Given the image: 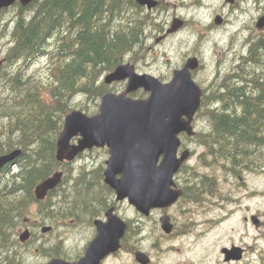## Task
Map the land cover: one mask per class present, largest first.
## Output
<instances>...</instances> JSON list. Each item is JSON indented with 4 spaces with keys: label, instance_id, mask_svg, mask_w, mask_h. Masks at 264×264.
<instances>
[{
    "label": "trees",
    "instance_id": "16d2710c",
    "mask_svg": "<svg viewBox=\"0 0 264 264\" xmlns=\"http://www.w3.org/2000/svg\"><path fill=\"white\" fill-rule=\"evenodd\" d=\"M13 8L14 19L0 27V40L8 38L6 54L0 52V156L18 149L23 154L0 173V253L6 252L7 264H16L7 249L20 243L19 230L32 206L45 214L56 210L74 216L111 206L114 192L104 184L102 167L74 179L72 165L57 160L58 139L73 110L98 113L110 90L103 77L143 59L147 29L156 24L133 0H39ZM249 43L247 55L214 93H206L199 111L207 123V131L196 137L205 148L202 167L218 169L225 179L226 172L235 178L264 172V31ZM41 60L46 61V79L28 74ZM60 169L65 172L62 184L38 201L36 187ZM181 172L191 189L197 186L193 183H214L189 166ZM69 183H75L73 193ZM83 184L89 188L78 190ZM71 194L80 198L72 202Z\"/></svg>",
    "mask_w": 264,
    "mask_h": 264
},
{
    "label": "rangeland",
    "instance_id": "374dc122",
    "mask_svg": "<svg viewBox=\"0 0 264 264\" xmlns=\"http://www.w3.org/2000/svg\"><path fill=\"white\" fill-rule=\"evenodd\" d=\"M157 1L161 4L152 12L156 24L147 29L146 53L143 55L145 57H137L133 62L140 74L153 75L162 82H170L174 71L183 68L188 58L198 57L203 66L194 71L193 78L202 88L209 90L211 87L209 92L214 93L215 89L220 87L224 73L227 75V71H235V64L238 65L240 58L247 55L249 41L262 32L257 29L256 23L264 15V0H235L234 5L226 0ZM217 15L224 17L226 24L215 25ZM14 16L15 10L11 8L3 14L5 20L0 27L6 22L11 23ZM175 18L183 20L185 24L176 33L168 34ZM7 41L8 38L0 40L2 57L8 48L4 46ZM218 70L221 76L217 83L215 81L219 79L216 78ZM33 73L46 79V61L41 60L28 71L29 75ZM109 87L108 92L121 93L125 90L126 83H115ZM77 100L74 103H77ZM208 107L213 108L216 105L211 104ZM205 120L206 117L198 113L194 121L197 132L207 131ZM183 141L184 145L194 152L187 162V167L196 169L201 177L211 176L215 183L210 186L211 193L188 196L167 210L177 224L175 233L171 235L163 232L160 224L162 215L159 212L153 217H145L128 201L117 202L115 195L111 197V205L116 206L118 215L129 223L132 230L128 234L127 244H124L125 249L109 258L106 264H138L133 256L132 246L134 250L146 252L152 259L151 264H230V261L225 260L222 249L232 245L249 249L246 258L233 264H264V172H247L240 178L231 177L228 173L226 181L218 169L202 167L203 161L207 160L200 159L205 148L198 141L187 136L183 137ZM108 159L109 152L105 149L83 153L74 162L69 163L72 165L73 178H80L83 175L81 173L87 174L100 167L104 172ZM182 174L185 173L182 172L178 176L181 183L184 182ZM69 184V188L66 185L63 188H68V192L73 193L75 183ZM87 187L89 188L84 184L79 185L78 190H86ZM75 194H71L72 202L80 198V195L78 197ZM57 199L58 197H55L53 200ZM62 208L64 211L68 210V206ZM52 212L54 215L59 213L56 210ZM39 213L41 212H38V206H32L29 217L34 220L48 217L47 223L53 219L48 212L43 213L44 216L41 217L38 216ZM254 215L261 220L260 227L252 223L251 217ZM70 220L66 219L68 223H71ZM45 225L49 226L43 224ZM21 231H24V228H21L19 233ZM74 232L75 236L72 235ZM36 234L43 235L41 229L36 230ZM60 234L63 237L68 235L67 240L61 241L72 245V249H78L93 237L92 231H79L78 227H61ZM43 236L39 239L40 243H55L52 235ZM32 253L34 254V251ZM26 258L27 255L24 254L23 262ZM28 258V263L37 264V260H41L31 253H28Z\"/></svg>",
    "mask_w": 264,
    "mask_h": 264
},
{
    "label": "water",
    "instance_id": "95a60500",
    "mask_svg": "<svg viewBox=\"0 0 264 264\" xmlns=\"http://www.w3.org/2000/svg\"><path fill=\"white\" fill-rule=\"evenodd\" d=\"M37 0H0V11L17 2L24 7ZM141 6L152 10L158 7L157 0H135ZM233 4L234 0H226ZM215 23L221 25L223 18L217 16ZM184 22L176 18L168 34L180 30ZM257 28L264 30V16L257 22ZM199 68L196 57L188 59L182 69L175 70L170 82H162L150 74H139L132 64H122L109 73L104 82L112 85L126 82L122 93H107L101 99L99 113L88 116L74 110L64 122L57 144V160L73 162L80 154L94 148H108L104 182L116 195V201L127 200L130 205L145 216L154 209L172 206L183 192L175 190V176L191 157L186 149L179 156L181 134L194 137L193 122L202 107L204 92L193 79V71ZM143 90L147 98L136 99L130 95ZM77 138L76 143L72 141ZM23 154L21 149L0 156V172ZM64 179V172L57 171L40 183L35 189L37 200H45L50 191L56 189ZM107 221H97L98 235L87 250L80 264H100L110 254L122 248L128 224L113 206L106 213ZM259 227L258 216L251 218ZM166 234H171L173 224L168 215L160 219ZM52 230L50 226L43 233ZM31 232L26 229L20 234L21 242H27ZM242 249L236 246L224 248L226 261L242 259ZM139 264H150L151 259L143 251L135 253ZM50 264H64L54 260Z\"/></svg>",
    "mask_w": 264,
    "mask_h": 264
},
{
    "label": "flooded vegetation",
    "instance_id": "af4514ba",
    "mask_svg": "<svg viewBox=\"0 0 264 264\" xmlns=\"http://www.w3.org/2000/svg\"><path fill=\"white\" fill-rule=\"evenodd\" d=\"M223 24H226L225 19H224ZM198 60H199V68H201L203 66L202 60L200 58H198ZM235 65L237 66V64H235ZM229 71H227V74H229ZM225 75H226V73H224V76ZM216 76H217L216 78H220L221 74H220L219 70L216 72ZM193 77H194V72H193ZM217 80L215 82H217ZM215 82H214V84H215ZM216 86H217V84H216ZM202 89H203L204 96H205L206 93L209 94L211 87L209 90L204 89V88H202ZM184 136H185V134H182L180 136L182 140H183ZM195 140H196V138H195ZM186 148H188V146L182 144V148L180 149V151H183ZM227 175H228V173L226 172V181H228ZM179 179H178L177 183H175V186L173 188L175 190L177 189V190H181L183 192V194L181 196L182 198L170 207H167L165 209L152 211L150 216H148V217H153L155 215V213H158V212L162 215V217L165 215H168L170 217L171 223L173 224V232L171 234L175 233V230L177 229V224L175 222L173 215H171L167 210H169L171 207L175 206L182 199H185L188 196L189 197H196V196H198V194L203 193L205 195L208 192L211 193V191H209L210 184H215V183H193L197 186L195 188L191 189V183H181ZM106 213H107V211L96 212L95 214H90V213L84 212V213H80V214L78 213V216H76V218H73L74 215H76V214L70 215V214H63V213L59 212L57 215H54L53 212H51V213L48 212V215L53 217V219L50 220V222H48V223H47L48 220H46L45 218L40 219V220H39V218H38V220H34L31 218L26 219L24 221V225H23L25 227H23V228L24 229L29 228V230L31 231V236L34 235V237H33V241L31 243H29L30 241L27 243H21L20 242L19 244L16 245L15 263L16 264H35L36 262L28 263V260H29L28 253H31L36 258L41 259V260H37V264H50L54 260H62L64 262V264H80L82 259H84L86 257L87 250L89 249L91 243L96 239V237L98 235L96 222L99 220L106 222L107 221ZM38 216L41 217L44 215H43V213H39ZM66 219H71L70 220L71 223H68L66 221ZM43 224H49V226L52 228V230L50 232H48L47 234H50L54 237L53 241H55V243H51L52 241H49L47 243H40L39 239L43 238L44 237L43 235H45V234L40 236L39 234H36V230L42 229L44 227ZM61 227H67V228L71 227V229L72 228L76 229L78 227L79 231H81L82 229L88 230L90 232L92 231L93 237L86 244L80 245L78 247V249H72V247H73L72 245L62 243L61 240H63V241L67 240L68 235H66L67 237H63L60 234ZM161 228H162V226H161ZM131 230H132V228H130V226L128 225V231L130 232ZM171 234H169V235H171ZM72 235L75 236V232ZM126 236H128V232H126L125 237ZM55 239H59V240H55ZM60 241H61V243H60ZM240 247L243 249V259H244L248 255L249 249L242 247V246H240ZM18 248L20 249L19 251H18ZM123 248L125 249L124 245L122 247V250H123ZM136 250L138 251V249H136ZM136 250H134V246H132L133 254H135ZM252 250H253V248H252ZM32 251H34V254L32 253ZM24 254L27 255V258L23 262L22 258L24 257ZM118 254L119 253L110 254L100 264H106V262L109 258H111L115 255H118ZM239 261L232 260V261H230L231 262L230 264L237 263ZM0 263L1 264H7L8 263L7 259H6V255L0 254Z\"/></svg>",
    "mask_w": 264,
    "mask_h": 264
},
{
    "label": "bare ground",
    "instance_id": "6f19581e",
    "mask_svg": "<svg viewBox=\"0 0 264 264\" xmlns=\"http://www.w3.org/2000/svg\"><path fill=\"white\" fill-rule=\"evenodd\" d=\"M205 8V7H204ZM99 19V18H98ZM240 60H241V58H240ZM238 66V65H237ZM209 93H211V92H209ZM48 217H45V219L46 220H48L47 219ZM16 246L13 248V247H10L9 249H7V250H9V253H13V254H15V251H16ZM20 249L18 248V251H19ZM0 254H4V255H6L7 256V254H6V252H3V253H0Z\"/></svg>",
    "mask_w": 264,
    "mask_h": 264
}]
</instances>
